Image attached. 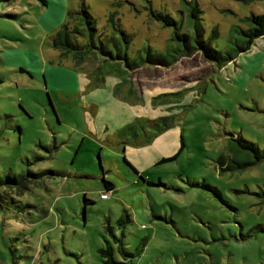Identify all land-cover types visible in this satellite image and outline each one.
<instances>
[{
	"label": "rangeland",
	"instance_id": "rangeland-1",
	"mask_svg": "<svg viewBox=\"0 0 264 264\" xmlns=\"http://www.w3.org/2000/svg\"><path fill=\"white\" fill-rule=\"evenodd\" d=\"M46 1L0 0V264H103L112 233L130 264H264V160L226 167L264 149V0ZM83 5L81 59L53 38L91 42Z\"/></svg>",
	"mask_w": 264,
	"mask_h": 264
},
{
	"label": "trees",
	"instance_id": "trees-1",
	"mask_svg": "<svg viewBox=\"0 0 264 264\" xmlns=\"http://www.w3.org/2000/svg\"><path fill=\"white\" fill-rule=\"evenodd\" d=\"M44 2L47 3L46 0H44ZM201 12H202V9L199 5L194 4V7L192 6L191 13L195 18L198 19ZM82 13H84V16L82 18L85 19V24H88L87 29L90 30L89 38L91 39V42L89 40L88 43H81L78 39L76 40L72 39V37L70 36L68 32L67 25H64V27L60 29L53 38V44L56 48L65 50L66 53L72 52L75 57H80L81 59L84 58V55L89 54V50H90L89 47L91 43H93V36L95 35V31H97L95 27V22L93 20V16L90 14L89 10L87 9L85 5H83L82 7ZM154 17L157 20L162 21L166 25L173 24L176 26V29H179V26H177V22L169 14L154 13ZM245 21H247V23L249 24V27L247 29L241 30L246 38L244 39V42L239 45L238 47L239 52H244V51L249 50L251 46L254 44L256 39L264 36V13L263 14L253 13L251 16L246 17ZM77 33H81V32L78 30ZM82 34L84 35V32H82L81 35ZM176 35L178 37L184 36L179 33V30L176 31ZM195 49H199V48L195 46L189 47V52ZM213 54H215L214 57L220 56V59L222 60H232L234 58L232 54H228L224 56L222 55L221 52H218L215 50H213ZM207 55H209L208 52L206 56ZM155 60L159 61L160 59L156 58ZM68 74L69 73L64 71L63 77H65ZM0 82H3V79L1 76H0ZM162 118H166V117H162ZM125 129L132 130V132L134 133L136 132L134 131L135 125L133 124H128L125 127ZM237 141H238V148H239L238 151H240L242 155L246 157V160L244 161L237 160L236 162L233 161L234 164L228 163L226 167H230L234 169L245 168V167H248L249 165H254L264 160V149H261L257 144L253 143L252 141H248L244 139L243 137H238ZM175 157L176 156L172 158H175ZM172 158L163 159L162 161L170 160ZM45 174H55V172L53 170H46V171H41V172H33L31 170L28 171V175L34 178L41 176V175H45ZM28 175L18 174L14 176H7L6 179L14 180L17 183H20ZM4 181L5 180L0 179V184L4 183ZM104 183L107 189L109 190L111 189V187L112 188L114 187V183L112 181L104 179ZM146 183H148L149 185H157V186H161L163 184L161 180L159 181L146 180ZM22 185H25V184L23 183ZM90 202H91V199H89L88 197H85V203L89 204ZM122 220H124V216L120 218V221ZM112 234H113V239H114L113 242L109 239H106L105 246L100 248V254L102 256L103 264H130L131 259L126 258L125 256L133 257L135 253L127 249L123 235L118 236L116 233H112ZM116 251H118L124 256V260H119L116 258Z\"/></svg>",
	"mask_w": 264,
	"mask_h": 264
},
{
	"label": "crops",
	"instance_id": "crops-1",
	"mask_svg": "<svg viewBox=\"0 0 264 264\" xmlns=\"http://www.w3.org/2000/svg\"><path fill=\"white\" fill-rule=\"evenodd\" d=\"M78 87L80 88V90H82L81 89V85H80V82H78ZM78 88V89H79ZM123 170H124V172H125V175H126V177H127V179H134V180H136L138 177H139V175H140V173H135V172H132L131 170H128V169H126V168H124L123 167ZM130 174H132V176L130 175ZM113 188H115V186L113 187ZM102 197V196H101ZM103 198V197H102Z\"/></svg>",
	"mask_w": 264,
	"mask_h": 264
},
{
	"label": "built area",
	"instance_id": "built-area-1",
	"mask_svg": "<svg viewBox=\"0 0 264 264\" xmlns=\"http://www.w3.org/2000/svg\"><path fill=\"white\" fill-rule=\"evenodd\" d=\"M102 197H103V198H106V197H107V195H106V194H102Z\"/></svg>",
	"mask_w": 264,
	"mask_h": 264
},
{
	"label": "water",
	"instance_id": "water-1",
	"mask_svg": "<svg viewBox=\"0 0 264 264\" xmlns=\"http://www.w3.org/2000/svg\"><path fill=\"white\" fill-rule=\"evenodd\" d=\"M100 164H101L102 168L104 169V167H103V164H102V161H101V160H100Z\"/></svg>",
	"mask_w": 264,
	"mask_h": 264
}]
</instances>
